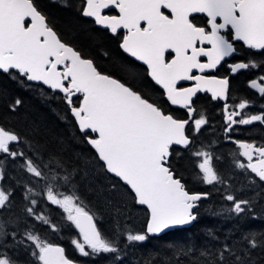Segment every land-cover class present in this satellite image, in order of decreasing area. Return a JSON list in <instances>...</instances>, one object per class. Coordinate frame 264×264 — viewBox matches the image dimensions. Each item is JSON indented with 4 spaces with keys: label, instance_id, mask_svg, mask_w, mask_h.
Instances as JSON below:
<instances>
[{
    "label": "snow or ice",
    "instance_id": "6c2138e0",
    "mask_svg": "<svg viewBox=\"0 0 264 264\" xmlns=\"http://www.w3.org/2000/svg\"><path fill=\"white\" fill-rule=\"evenodd\" d=\"M105 9H115L118 14H104ZM78 10L83 17L94 18L96 25L114 35L123 30L119 47L147 66V76L163 90L166 102L184 109L186 118L166 112L158 102L131 84L98 70L92 59L62 41L34 0H0V72L22 87L25 82H38L53 92L64 94L83 142L95 151V166L118 179L119 183L112 184V190L121 189L124 196H130L135 205L145 209V230L127 231V242L143 243L152 235L191 225L198 219L194 209L210 193H190L186 189L183 177L172 163L174 155L177 161L182 159L174 146L187 149L192 143L186 131L188 127L198 134L208 123L194 107L197 93H211L213 100L228 98L229 79L204 73L215 70L237 51L233 41L243 42L248 49L264 51V0H83ZM198 14L206 17L204 26L195 22ZM202 57L206 61H202ZM257 66L249 61L229 65V68L237 73ZM183 81L192 84L182 87ZM261 82L264 76L259 81L252 80L250 87L264 96ZM3 95L0 93V98ZM76 96L80 97L78 105L73 101ZM21 103L17 98L7 106L15 112ZM247 106V102L238 104L241 110ZM224 113L226 132L236 124L250 125L256 121L264 124V115L235 119L241 113L229 111L227 104ZM20 142L21 137L16 132L0 126V248L10 247L8 241L11 240L16 247L23 245L24 251L38 264H73L65 256L63 247L41 239L29 229L20 235L18 228L9 232L6 227L19 224L20 218H13L15 191L26 183L17 180L15 187L4 186L6 161L22 158L21 169L36 181L44 178L40 166L23 150L10 147ZM237 144L242 150L239 155L245 157L247 163L235 162V166L255 174L258 180L250 178L240 189L251 192L247 198H238L226 188L223 199L230 202L228 211L235 218L254 220L257 219L254 205L264 199V146ZM191 154L200 158L197 167L202 175L197 179L206 185L225 183L214 168L212 153L200 150ZM56 166L63 167L59 160ZM79 171L74 168L63 176V181L69 182ZM84 175H88L87 171ZM51 179L56 181L58 177L54 175ZM30 193L33 189L27 187L22 194L23 200L28 201L22 211L56 231L57 226L45 215L37 214L38 201L31 198ZM46 199L59 206L67 221L78 230L82 239H73L71 243L82 256L114 254V260L121 259L118 229L112 238L106 237L79 195L57 192L49 184ZM125 210L126 206H115L118 214ZM207 235L219 240L212 230ZM229 238L226 236L225 241ZM256 249L264 251V231H242L234 244L224 242L214 250L201 249L195 260L192 257L197 250L188 246L176 250L173 257H164L161 264H171L173 258L180 264L182 256L189 258L190 264H255L251 253ZM0 264L22 262L0 253ZM145 264H153V261L150 259Z\"/></svg>",
    "mask_w": 264,
    "mask_h": 264
},
{
    "label": "trees",
    "instance_id": "16d2710c",
    "mask_svg": "<svg viewBox=\"0 0 264 264\" xmlns=\"http://www.w3.org/2000/svg\"><path fill=\"white\" fill-rule=\"evenodd\" d=\"M34 3L63 42L80 51L85 58L92 59L102 73L131 84L156 101L151 84L142 77L141 73H138L132 63L119 54L115 39L106 31L95 28L90 20L81 16L78 9L82 6V0H34ZM254 60L258 65V72L264 75V53L255 54ZM234 91L238 96L233 94ZM242 91L248 94L244 79L232 85L231 94L236 100L249 99ZM0 93L4 94L0 98V126L16 132L21 137L18 145H10V147H13V150H23L44 172V178L36 181L20 168L22 158L17 160L9 158L6 161L4 186L15 187L17 180L26 182L15 191L13 218L19 217L20 220L18 226H6L9 232L18 228V233L22 235L26 229H29L41 239L61 245L65 249V256L75 263L145 264L151 259L153 264H161L164 257H173V253L181 247H194L197 251L192 259L195 260L201 249L214 250L224 242L234 244L241 237L242 231H264V199L254 205V212L257 215V219L254 220L244 217L235 218L234 214L228 211L230 202L223 199L226 188L238 198H247L251 192L240 189L247 185L250 178L256 180L258 178L250 171L235 166V162L246 164L247 160L239 155L242 150L238 145L224 141L221 130L222 120L216 116L218 109L212 108L206 113L208 124L198 134L192 131L188 133L194 139L187 149L174 147V151L181 153L182 159L177 161L175 155L172 158V163L178 169V174L183 177L189 192L210 193L207 199L199 202L195 210L198 219L190 227L176 228L160 236H150L143 243H129L126 240L127 231L142 232L146 228L145 209L135 205L130 196H124L121 189L112 190V184L119 183L118 179L95 166L96 162L93 160L95 152L90 145L83 142V137L64 100V94L53 92L37 83L25 82V86L22 87L18 81L2 72H0ZM17 98L21 99L22 103L15 112H12L7 104ZM79 99V96L73 97L74 103L78 105ZM258 100V98L254 100L256 105H259ZM248 129L242 127L241 135L234 136L239 138L235 141L245 142L243 136H251L250 138L256 140L253 135L249 136V133L264 132L262 127L252 126L250 132ZM262 141L261 144L264 145V138ZM200 150L212 153L214 168L225 183L206 185L197 179L198 175H202L197 167L200 158L191 153ZM57 160L63 167L56 166ZM74 168L80 169L79 174L65 183L63 176ZM85 171L88 173L86 177ZM54 175L58 177L56 181L51 179ZM49 184H52L57 192L65 194L75 192L79 195L87 209L97 218L98 227L106 237L112 238L114 231L118 229L120 260H114V254L85 257L75 249L71 241L79 236V232L71 222L67 221L66 214L59 206L47 201L45 195ZM27 187L33 189V193L29 194L30 197L38 201L37 214L45 215L57 226L56 231H53L50 225L28 217L22 211L28 204V201L22 198ZM117 205L126 206L123 214L115 211ZM209 230H212L219 240L209 238L207 235ZM226 236L230 237L227 241H225ZM8 244L10 247L0 248V253H6L14 259L18 258L22 264L38 263L24 251L23 245L16 247L11 240ZM251 256L255 264H264V251L253 250ZM200 259L204 258L200 257ZM171 264H176L175 258L172 259ZM180 264H190L189 258L180 257Z\"/></svg>",
    "mask_w": 264,
    "mask_h": 264
},
{
    "label": "flooded vegetation",
    "instance_id": "af4514ba",
    "mask_svg": "<svg viewBox=\"0 0 264 264\" xmlns=\"http://www.w3.org/2000/svg\"><path fill=\"white\" fill-rule=\"evenodd\" d=\"M82 4H83V0H82ZM104 14L117 15L118 12L115 9H105ZM83 18L90 20V22H92L94 24L95 28H99L100 30L106 31L110 36H112L115 39V41L117 43V50L119 51V54L122 57H124L125 59H127L130 63H132L133 67L136 68L137 71H139L138 73H141L142 77L144 79H146L151 84L150 87L153 90L152 92L155 95L156 101L161 103L160 105L164 108V110L166 112H171L172 114H174L180 118H186V113H185L184 109H180V108H178V106H171L170 104H168L166 102V98L163 96V90L158 85H155V83L153 81H151L150 77L147 76V74H146L147 66L143 65V63L140 61H136L135 58L130 57L127 53L123 52V50L119 47V43H120L121 37L123 35V30H120L118 34L114 35L110 32V30L99 27L98 25H96L92 18H90V17H83ZM195 22L200 26H204L206 23V17H204L202 14H198L195 17ZM223 34H225L226 36L228 35V33H223ZM233 43H234V46L237 48V51L232 56L225 58V60L222 61L221 64L218 65L215 70L207 71L204 73L205 75H215L218 78L227 77L229 79L228 98L225 101L213 100L211 98V93L200 92V93H197L196 97H194V107L197 109L198 113H201L205 116L207 121H208V119H207L206 113L209 110H211L212 108H214L215 110L218 109L219 112L216 113V116L220 117L222 120L221 130H222L224 141L232 142V143H235L237 145V142H239V141H235V140H237L239 138L234 137V136L241 135L242 127H245L246 129L249 128L248 131L250 132L251 131L250 127L255 126V127L264 128V124H262L258 121L253 122L250 125L236 124V125L232 126L231 131L226 132L227 123H226L225 118H224L225 117L224 106H225V104H227L229 106V111H238L241 113L240 116L235 117V119H237V120H239L241 118H248L250 115H254V114H262V112H255V111H257L260 107L264 106V96H262L257 90L251 88L250 83L252 80L259 81V78L261 76H264V75L261 74L260 72H258L257 67H255V68L250 67L249 69H243V70L238 71L237 73H232L230 71L229 65H232V64H235L238 62H249V61H253L256 63V61L254 60V55L255 54H263L264 51H257V50L248 49L245 45H243V42H241V41H233ZM205 47H208V45H205ZM201 60L206 61V58L202 57ZM114 78H117V77H114ZM243 79L245 80V87L248 89V94H246L243 91L242 92L245 95H247L249 97V99H247V100H244V99L236 100L233 98V96L231 94V88H232V85L234 83L240 82ZM261 83H264V82H261ZM191 84H192V82H190V81H183V82H181L180 86L189 87V86H191ZM144 92H147V91H144ZM233 94L238 96L235 93V91L233 92ZM256 98L259 99L258 100L259 105L255 104L254 100ZM238 101H239V103L247 102L248 106L245 109L241 110L238 108V104H239V103H237ZM252 105H256V107L252 110L253 113H251ZM248 109H249V111H247ZM210 117H211V115H210ZM196 118H198V116ZM207 124L202 126V128L207 126ZM186 131H187V134L190 131H192L191 126H189ZM250 135H253V137H255L256 140L250 138L251 137ZM189 136L192 139H194L193 136H191V135H189ZM249 136L250 137L243 136L242 137L244 139L243 141H245L247 143H254L257 146H264V145H262L263 144L262 140L264 138V132L258 133V134H250L249 133ZM254 160H255V157H254Z\"/></svg>",
    "mask_w": 264,
    "mask_h": 264
},
{
    "label": "water",
    "instance_id": "95a60500",
    "mask_svg": "<svg viewBox=\"0 0 264 264\" xmlns=\"http://www.w3.org/2000/svg\"><path fill=\"white\" fill-rule=\"evenodd\" d=\"M93 20H94V18H92ZM99 27H102V28H104L103 26H100V25H98ZM30 83H38V82H30ZM39 84H41V83H39ZM43 86H45V87H47L46 85H43ZM48 88V87H47ZM256 90V89H255ZM56 92H59V91H56ZM60 93V92H59ZM63 94V93H62ZM222 101H225V100H222ZM238 145V144H237ZM91 147V146H90ZM174 147H179V148H182L181 146H174ZM93 151H94V149H93ZM95 152V151H94ZM253 174V173H252ZM112 175V174H111ZM255 175V174H254ZM190 193H192V192H190ZM194 211H195V209H194ZM193 224V223H192ZM191 224V225H192ZM191 225H186V226H177V227H174V228H172V229H169V230H166L164 233H167V232H169V231H172V230H174V229H176V228H187V227H190ZM164 233H161V234H159V235H152V236H160V235H162V234H164ZM54 245H56V246H60V247H62L61 245H59V244H54ZM73 262V261H72ZM73 264H80V263H75V262H73Z\"/></svg>",
    "mask_w": 264,
    "mask_h": 264
},
{
    "label": "rangeland",
    "instance_id": "374dc122",
    "mask_svg": "<svg viewBox=\"0 0 264 264\" xmlns=\"http://www.w3.org/2000/svg\"><path fill=\"white\" fill-rule=\"evenodd\" d=\"M237 103H239V101L237 102ZM256 107V105H252V107H251V113H253L252 112V110L254 109ZM247 111H249V109L247 110ZM255 112H262V114H254V115H264V106H262V107H260L257 111H255ZM46 196V195H45ZM76 239H82V238H80L79 236H77V238ZM76 249V248H75ZM77 250V249H76ZM78 251V250H77ZM79 252V251H78ZM38 264V263H37Z\"/></svg>",
    "mask_w": 264,
    "mask_h": 264
}]
</instances>
